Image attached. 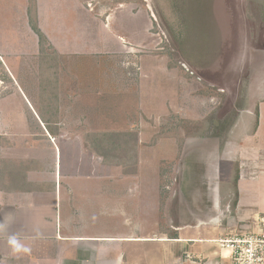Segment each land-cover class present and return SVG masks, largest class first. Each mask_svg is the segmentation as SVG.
Wrapping results in <instances>:
<instances>
[{
	"label": "rangeland",
	"instance_id": "1",
	"mask_svg": "<svg viewBox=\"0 0 264 264\" xmlns=\"http://www.w3.org/2000/svg\"><path fill=\"white\" fill-rule=\"evenodd\" d=\"M203 1L0 0V145L10 139L26 146L23 155L45 157L50 141L54 154L75 159L71 150L86 137L138 133L135 178L89 184L84 198L75 192L84 235L129 236L141 224L153 237L184 225L214 238L238 229L234 180L264 177L256 117L264 103V0H213L212 17L200 15L215 32L202 40ZM182 30L195 37L185 42L189 57L176 40ZM41 49L59 59V79L49 85L41 81ZM46 113L58 119L57 139L44 138ZM31 165L20 162L19 182ZM262 220L256 226L264 232ZM239 224L263 233L252 219Z\"/></svg>",
	"mask_w": 264,
	"mask_h": 264
},
{
	"label": "crops",
	"instance_id": "2",
	"mask_svg": "<svg viewBox=\"0 0 264 264\" xmlns=\"http://www.w3.org/2000/svg\"><path fill=\"white\" fill-rule=\"evenodd\" d=\"M259 108L264 131V103ZM31 133L30 136L37 137ZM46 133L44 138L52 140L53 136L48 131ZM9 140L5 139L3 142L6 143L0 145V221L4 223L0 229L2 264H233L232 250L222 247L220 241L245 232V225L239 222L250 219L254 224L253 231L263 232L256 223L264 214L260 183L264 177L253 176L238 182V229L224 227L221 237L200 234L202 227L197 224L178 226L170 234L163 232L155 237L147 233V227L142 224L129 236L84 235L85 225L79 223L81 213L73 206L75 192L84 198L83 188L89 184L99 185L114 179L124 181L135 176L114 172L112 167L103 165L99 157L94 160V153L86 150L84 145H81L82 150L78 143L73 149L69 148L75 157L73 159L60 154L62 151L54 154L48 139L50 145L46 146L48 153L45 157L37 153L25 156L26 146L15 144L13 139V143H7ZM20 140H26V136ZM20 162L32 163L23 173L25 179L22 177L21 182L16 176H22L21 171L24 170L19 167ZM258 164L253 165L261 171L263 165ZM2 172H7V181L2 179ZM11 235L31 251L14 254L8 244Z\"/></svg>",
	"mask_w": 264,
	"mask_h": 264
},
{
	"label": "trees",
	"instance_id": "3",
	"mask_svg": "<svg viewBox=\"0 0 264 264\" xmlns=\"http://www.w3.org/2000/svg\"><path fill=\"white\" fill-rule=\"evenodd\" d=\"M178 0H176L177 2ZM197 1V0H193ZM209 3V4H208ZM180 3L178 2V5ZM206 4V9L204 7H199L198 9V14L200 15V12H208L209 16L212 17V5H213V0H209V2L203 1V5ZM196 14V13H195ZM208 14L205 15H200V19L202 22H207L209 21V26L208 29H203V39L208 35L211 37L212 35L209 33L211 31L210 28L212 29V33L214 34L215 30L211 27L213 24V20L208 19ZM194 15V14H193ZM189 21V18L185 17V23ZM36 30V26L34 25L33 27ZM201 32V31H200ZM185 38H183V36ZM39 37L42 41V44H45L48 42V39L46 38L45 35H43L42 32H39ZM187 37H190L187 39ZM187 39V41H186ZM176 40L179 43L180 48L183 50V55L189 57L191 56L190 53L194 52L193 47H188L186 46L185 42H191L190 44H195V37L194 36H188L184 30L181 31L176 36ZM197 40V39H196ZM182 45V46H181ZM187 48H189L187 50ZM185 49L187 52H185ZM40 69H41V81L43 85H49L50 81L53 79L58 80L59 79V59L57 53H50L49 51H45L44 49L40 50ZM203 49L198 52L203 54ZM190 52V53H189ZM56 98V96H55ZM259 116V110L257 111L256 117ZM42 122L45 124L47 131L52 135V136H58V130H57V123L58 119L56 116L49 115V114H44L42 116ZM99 136H96L90 140H88V137L84 140V147L86 150L92 151L96 157H99L101 159V162L103 165L110 166L112 167V170L114 172H119L118 174L124 175V176H137L139 173V139H138V133L137 132H131V133H126L124 134V137L122 138L121 134L117 133H104L100 132L98 133ZM101 136H104V142H101ZM107 136V137H106ZM90 141V142H89ZM238 183V176H236L234 180V186L237 187ZM207 189V185L205 190ZM211 194L209 198V202L207 201V206L208 208L213 206L212 203V191L210 190L209 195ZM204 201V200H202Z\"/></svg>",
	"mask_w": 264,
	"mask_h": 264
},
{
	"label": "built area",
	"instance_id": "4",
	"mask_svg": "<svg viewBox=\"0 0 264 264\" xmlns=\"http://www.w3.org/2000/svg\"><path fill=\"white\" fill-rule=\"evenodd\" d=\"M220 242L222 247L232 250L233 264H264V232L237 233Z\"/></svg>",
	"mask_w": 264,
	"mask_h": 264
},
{
	"label": "clouds",
	"instance_id": "5",
	"mask_svg": "<svg viewBox=\"0 0 264 264\" xmlns=\"http://www.w3.org/2000/svg\"><path fill=\"white\" fill-rule=\"evenodd\" d=\"M4 226L3 221H0V229ZM8 244L14 254L24 253L27 254L31 251V249L25 246L15 235H11L8 238ZM2 264V262H0Z\"/></svg>",
	"mask_w": 264,
	"mask_h": 264
},
{
	"label": "water",
	"instance_id": "6",
	"mask_svg": "<svg viewBox=\"0 0 264 264\" xmlns=\"http://www.w3.org/2000/svg\"><path fill=\"white\" fill-rule=\"evenodd\" d=\"M99 160H101V159L99 158Z\"/></svg>",
	"mask_w": 264,
	"mask_h": 264
}]
</instances>
